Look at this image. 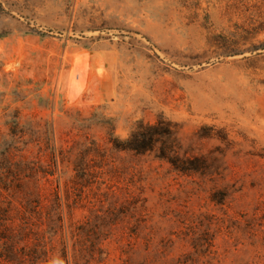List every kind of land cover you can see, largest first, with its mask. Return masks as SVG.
Returning a JSON list of instances; mask_svg holds the SVG:
<instances>
[{
  "label": "rangeland",
  "instance_id": "1",
  "mask_svg": "<svg viewBox=\"0 0 264 264\" xmlns=\"http://www.w3.org/2000/svg\"><path fill=\"white\" fill-rule=\"evenodd\" d=\"M160 119L196 168L115 142ZM7 242L264 264V0H0V264Z\"/></svg>",
  "mask_w": 264,
  "mask_h": 264
},
{
  "label": "trees",
  "instance_id": "2",
  "mask_svg": "<svg viewBox=\"0 0 264 264\" xmlns=\"http://www.w3.org/2000/svg\"><path fill=\"white\" fill-rule=\"evenodd\" d=\"M176 131L174 125L171 121H166L164 119L158 120L154 124H141L138 129L132 134V136L125 142L119 141L116 139L115 142H120L119 146L123 149H128L135 151L137 153H146L148 151H154L158 148V145L161 144L159 148V156L163 159L170 161L173 166L180 171L187 172L192 168L186 165L185 161L181 159L176 151ZM27 223L23 222L20 225L19 230V243L25 240V237H28V232L26 230ZM6 231V230H5ZM17 235H14L15 237ZM2 238L7 241L10 238L9 232H4ZM9 243H6V253L2 257L4 258V264H36L39 260L37 250H32L28 248V245L21 246L20 251L9 255Z\"/></svg>",
  "mask_w": 264,
  "mask_h": 264
},
{
  "label": "clouds",
  "instance_id": "3",
  "mask_svg": "<svg viewBox=\"0 0 264 264\" xmlns=\"http://www.w3.org/2000/svg\"><path fill=\"white\" fill-rule=\"evenodd\" d=\"M50 264H65L64 260L62 258H56L50 262Z\"/></svg>",
  "mask_w": 264,
  "mask_h": 264
}]
</instances>
